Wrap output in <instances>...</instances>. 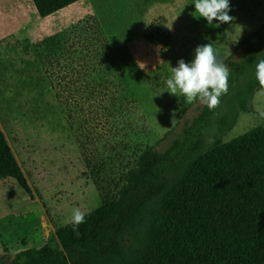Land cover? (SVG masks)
Returning a JSON list of instances; mask_svg holds the SVG:
<instances>
[{
	"label": "rangeland",
	"instance_id": "1",
	"mask_svg": "<svg viewBox=\"0 0 264 264\" xmlns=\"http://www.w3.org/2000/svg\"><path fill=\"white\" fill-rule=\"evenodd\" d=\"M251 1L229 0L234 20L214 28L192 15L195 5L78 0L56 15L57 23L72 20L60 33L32 39L19 33L23 23L35 22L32 0L33 9L26 0H0V128L30 188L26 193L14 179L0 181V264L27 248L59 247L55 229L72 210L87 213L100 204L85 153L122 152L106 166L118 177L136 148L170 144L203 105L184 104L165 90L171 67L179 59L190 62L194 49L207 43L218 60L236 58L238 43L264 23V0ZM104 66L121 75L114 105L93 93L94 77L108 74ZM260 112L258 90L223 141L263 123ZM149 216L148 209L137 227ZM128 240L123 233L124 245Z\"/></svg>",
	"mask_w": 264,
	"mask_h": 264
},
{
	"label": "trees",
	"instance_id": "2",
	"mask_svg": "<svg viewBox=\"0 0 264 264\" xmlns=\"http://www.w3.org/2000/svg\"><path fill=\"white\" fill-rule=\"evenodd\" d=\"M76 1L32 0L41 17ZM238 49L236 58L222 61L230 76L219 106L202 105L166 148H136L118 177L106 166L122 152L85 153L100 204L85 213L79 235L71 224L59 226V247L27 248L11 264H264V122L223 141L239 113L251 110L259 90L255 65L264 59V23L245 35ZM103 69L108 74L94 77L93 93L114 105L121 75ZM3 179H14L30 193L0 128ZM148 209L146 225L138 228Z\"/></svg>",
	"mask_w": 264,
	"mask_h": 264
},
{
	"label": "clouds",
	"instance_id": "3",
	"mask_svg": "<svg viewBox=\"0 0 264 264\" xmlns=\"http://www.w3.org/2000/svg\"><path fill=\"white\" fill-rule=\"evenodd\" d=\"M193 3L195 11L192 15L196 19L204 18L208 26L219 28L221 24L234 20L229 15V0H194ZM229 76L228 67L218 60L212 44L207 43L194 49V58L190 62L179 59L177 66L171 67L170 76L165 81V90L183 98L184 104L199 101L209 110H214L219 106L220 98L229 91ZM255 79L259 84V92L264 94V59L255 65ZM260 117L264 118V112H260ZM85 215L79 208H74L65 224H71L74 233L79 235L78 228L85 222Z\"/></svg>",
	"mask_w": 264,
	"mask_h": 264
},
{
	"label": "crops",
	"instance_id": "4",
	"mask_svg": "<svg viewBox=\"0 0 264 264\" xmlns=\"http://www.w3.org/2000/svg\"><path fill=\"white\" fill-rule=\"evenodd\" d=\"M26 1L29 3L31 9H33L32 5L30 3V0H26ZM253 1H251V5L254 4ZM193 2H194V0H164V2H159V4L167 6V8H169V9L170 8L174 9L180 5L181 6L185 5L187 7V10H190V7L194 6ZM72 4H70V5L56 11V12H53V13L45 16V17H41L38 13L34 14L35 15V20H34L35 22L31 23L30 21H28L26 23H23L19 33L22 36H27V37H30L32 39L35 37L46 38V37H49L51 35H55L56 33H60L63 29V23H64V25H67V24H70V22L72 21L71 18H69L71 16H68V19L63 23H60V22L57 23L55 17L58 13L69 9V7ZM159 4H158V6H159ZM194 10L195 9H193V11Z\"/></svg>",
	"mask_w": 264,
	"mask_h": 264
}]
</instances>
